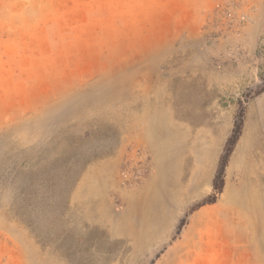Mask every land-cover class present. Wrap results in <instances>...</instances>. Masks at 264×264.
Masks as SVG:
<instances>
[{
	"label": "rangeland",
	"instance_id": "rangeland-1",
	"mask_svg": "<svg viewBox=\"0 0 264 264\" xmlns=\"http://www.w3.org/2000/svg\"><path fill=\"white\" fill-rule=\"evenodd\" d=\"M0 264H264V0H0Z\"/></svg>",
	"mask_w": 264,
	"mask_h": 264
},
{
	"label": "trees",
	"instance_id": "trees-1",
	"mask_svg": "<svg viewBox=\"0 0 264 264\" xmlns=\"http://www.w3.org/2000/svg\"><path fill=\"white\" fill-rule=\"evenodd\" d=\"M231 142H233V139L231 140ZM224 171H225V166L222 167L220 174H222ZM223 185H224V182H222L219 185L218 182L216 181L214 187L216 190L221 192L223 189ZM72 190H74V188ZM36 238L37 240H39V242L44 248L51 246L53 248L54 253L64 255L65 257L72 259L74 255V251L72 250V248H70L69 246L67 247L62 246V244H64L66 240L64 235L61 234V235L52 236L51 234H46L45 236H42L40 234H37Z\"/></svg>",
	"mask_w": 264,
	"mask_h": 264
},
{
	"label": "built area",
	"instance_id": "built-area-1",
	"mask_svg": "<svg viewBox=\"0 0 264 264\" xmlns=\"http://www.w3.org/2000/svg\"><path fill=\"white\" fill-rule=\"evenodd\" d=\"M253 7L251 6H247L245 4H241L238 1H233V2H229L228 6L226 8V10L228 12H236V11H240L241 13H244L245 15H241L240 17V22L239 25L240 26H244L247 22H249L251 20V17L249 15H246V12L248 11H252Z\"/></svg>",
	"mask_w": 264,
	"mask_h": 264
}]
</instances>
